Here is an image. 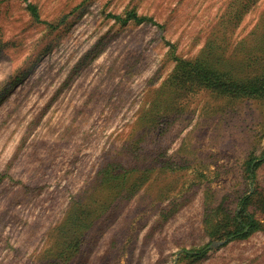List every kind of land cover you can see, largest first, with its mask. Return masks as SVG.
Returning <instances> with one entry per match:
<instances>
[{"label": "rangeland", "instance_id": "rangeland-1", "mask_svg": "<svg viewBox=\"0 0 264 264\" xmlns=\"http://www.w3.org/2000/svg\"><path fill=\"white\" fill-rule=\"evenodd\" d=\"M127 11L146 20L114 18ZM202 56L239 82L264 72V0H0V264L56 263L72 202L104 199L99 169L135 155L136 192L111 197L62 264H264V160L247 176L264 95L178 69ZM255 189L259 229L212 238Z\"/></svg>", "mask_w": 264, "mask_h": 264}, {"label": "trees", "instance_id": "trees-1", "mask_svg": "<svg viewBox=\"0 0 264 264\" xmlns=\"http://www.w3.org/2000/svg\"><path fill=\"white\" fill-rule=\"evenodd\" d=\"M27 9L35 20H40L38 8L34 3L28 1ZM114 18L123 22L131 19L136 22L146 20L144 16H138L134 11H127L126 17H123L122 15H114ZM217 64V60H213L209 56H202L193 62L181 60L178 64V69L183 70V74L190 76L197 83L209 89H218L224 93L250 97H261L264 95V72H261L260 75L255 76L248 81L239 82L240 78L234 76L229 70L221 69ZM135 156L132 157L131 161L113 157L99 169L98 181L104 190V199H101V201L95 200L94 205L87 202L83 205V208H78L79 200H74L72 202L64 219L58 226L61 236L69 239L71 243H69V241V244L66 247L64 246L57 250L55 255L56 263L48 262V264H62V260L70 259L72 251L75 252L78 249V241L75 236L77 231L80 228H86L88 223H92L99 214H101L107 207H110L113 203L111 197L121 196L129 198L136 192L140 185V182L138 183V178L136 177L133 181H129V178L139 170L138 165L133 166V163L137 161L133 159ZM263 160L264 158H259L257 160L252 158L247 162L248 177L252 176V178H255L256 168ZM151 169L152 167L146 166L142 176L146 175V173L149 174ZM125 183L127 184V187H125ZM259 191L261 190L255 189L252 192V195H245L240 198L239 209L230 220L221 224L222 220L216 218L217 221L213 224L214 219L212 218L211 225L213 224V227L209 229V235L212 236V238H244L258 230L261 226V222L255 217L253 211L250 212L248 207L251 198L253 199L255 194ZM259 202L264 211V194L260 197ZM206 252V246H203L197 249H189L185 251V255L190 257H200Z\"/></svg>", "mask_w": 264, "mask_h": 264}]
</instances>
